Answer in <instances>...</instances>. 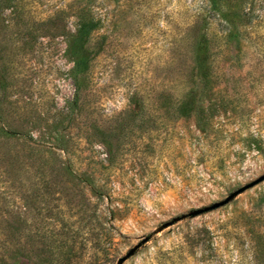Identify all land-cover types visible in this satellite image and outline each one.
I'll use <instances>...</instances> for the list:
<instances>
[{
  "label": "rangeland",
  "instance_id": "374dc122",
  "mask_svg": "<svg viewBox=\"0 0 264 264\" xmlns=\"http://www.w3.org/2000/svg\"><path fill=\"white\" fill-rule=\"evenodd\" d=\"M262 174L264 0H0V264H264Z\"/></svg>",
  "mask_w": 264,
  "mask_h": 264
},
{
  "label": "water",
  "instance_id": "95a60500",
  "mask_svg": "<svg viewBox=\"0 0 264 264\" xmlns=\"http://www.w3.org/2000/svg\"><path fill=\"white\" fill-rule=\"evenodd\" d=\"M263 179H264V174H262L261 176H259V177H258L257 179H255L254 181H252V182H250V183H248V184H246V185H244V186H242V187H240V188H238V189L232 191V192H231L229 195H227L224 199H222V200H220V201H217V202H214V203H212L211 205L205 206V207H203V208L194 209V210L190 211V212H189V215H190V216H195V215H198V214H200V213H203V212H206V211H209V210L215 209V208H217V207H220V206L226 204L227 202H229V201H230L232 198H234V196H236L238 193L244 191L246 188H249V187L255 185L256 183L262 181ZM165 226H167V224L162 225L161 228H163V227H165ZM147 240H148V237L143 238L142 241H140V242H139L138 244H136L134 247H132L131 249H129V250L127 251V253H126L124 256L120 257V258L117 260L116 264H122L123 261H125L128 257H130V256L134 253V251H135V250H136V249H137L142 243L146 242Z\"/></svg>",
  "mask_w": 264,
  "mask_h": 264
}]
</instances>
